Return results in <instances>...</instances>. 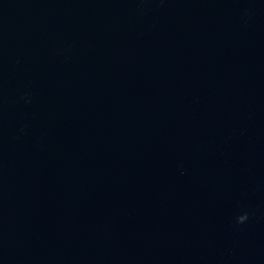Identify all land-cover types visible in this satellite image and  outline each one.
Wrapping results in <instances>:
<instances>
[{"label": "water", "instance_id": "obj_1", "mask_svg": "<svg viewBox=\"0 0 264 264\" xmlns=\"http://www.w3.org/2000/svg\"><path fill=\"white\" fill-rule=\"evenodd\" d=\"M0 264H264V0H0Z\"/></svg>", "mask_w": 264, "mask_h": 264}, {"label": "clouds", "instance_id": "obj_2", "mask_svg": "<svg viewBox=\"0 0 264 264\" xmlns=\"http://www.w3.org/2000/svg\"><path fill=\"white\" fill-rule=\"evenodd\" d=\"M248 219L247 213L237 217V223H244Z\"/></svg>", "mask_w": 264, "mask_h": 264}]
</instances>
